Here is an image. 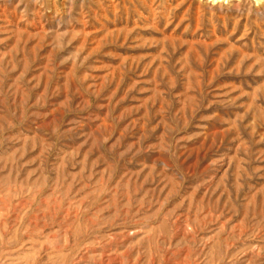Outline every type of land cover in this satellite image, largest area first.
Returning <instances> with one entry per match:
<instances>
[{
	"label": "rangeland",
	"instance_id": "1",
	"mask_svg": "<svg viewBox=\"0 0 264 264\" xmlns=\"http://www.w3.org/2000/svg\"><path fill=\"white\" fill-rule=\"evenodd\" d=\"M0 264H264V0H0Z\"/></svg>",
	"mask_w": 264,
	"mask_h": 264
}]
</instances>
